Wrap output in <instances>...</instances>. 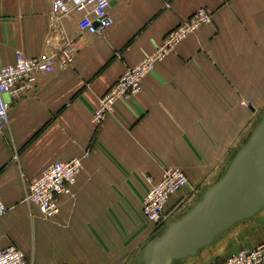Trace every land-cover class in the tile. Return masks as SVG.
Instances as JSON below:
<instances>
[{
  "label": "crops",
  "instance_id": "0c3cea01",
  "mask_svg": "<svg viewBox=\"0 0 264 264\" xmlns=\"http://www.w3.org/2000/svg\"><path fill=\"white\" fill-rule=\"evenodd\" d=\"M53 0H0V67L73 50V62L39 72L29 89L4 95L0 133V249L15 245L32 264H135L139 251L185 205L214 184L264 112V0H121L102 37L81 33L82 14L53 17ZM211 23L187 36L115 103L100 124V99L194 12ZM81 171L59 212L44 220L25 202L27 185L57 161ZM166 168L189 186L166 204L165 225L147 222L142 201ZM264 243V210L196 257L174 264H222Z\"/></svg>",
  "mask_w": 264,
  "mask_h": 264
},
{
  "label": "built area",
  "instance_id": "2783aa9c",
  "mask_svg": "<svg viewBox=\"0 0 264 264\" xmlns=\"http://www.w3.org/2000/svg\"><path fill=\"white\" fill-rule=\"evenodd\" d=\"M121 0H53L51 15L66 16L70 13L82 14L77 21L81 33L102 37L111 28L109 8ZM211 23V14L201 8L187 20L182 21L162 40L152 54L142 59L136 66L127 69L109 91L100 99L92 121L98 125L103 118L114 112L115 103L127 100L137 94L145 76L154 66L163 61L189 35L201 26ZM73 50L66 46L59 54H41L27 58L20 50L14 52V62L0 67V133L8 123V104L4 95L17 96L29 89L39 72L53 73L58 64L68 67L73 62ZM81 171V161L73 158L57 161L44 168L40 176L27 185L25 202L34 206L38 213L51 219L59 212V199L70 196ZM189 181L178 168H166L161 179L150 187L142 201V213L147 222L161 226L167 221L166 204L180 190L187 188ZM7 212L0 200V218ZM0 264H32L15 246L0 249ZM222 264H264V243L253 248L240 249L232 253Z\"/></svg>",
  "mask_w": 264,
  "mask_h": 264
},
{
  "label": "water",
  "instance_id": "95a60500",
  "mask_svg": "<svg viewBox=\"0 0 264 264\" xmlns=\"http://www.w3.org/2000/svg\"><path fill=\"white\" fill-rule=\"evenodd\" d=\"M264 210V112L219 179L185 214L139 251L135 264H174L196 257L237 224Z\"/></svg>",
  "mask_w": 264,
  "mask_h": 264
},
{
  "label": "rangeland",
  "instance_id": "374dc122",
  "mask_svg": "<svg viewBox=\"0 0 264 264\" xmlns=\"http://www.w3.org/2000/svg\"><path fill=\"white\" fill-rule=\"evenodd\" d=\"M255 125V124H254ZM254 127V126H253ZM252 127V128H253ZM252 131V129L250 130V132ZM249 135V134H248ZM248 135H247V137H248ZM247 137L244 139V140H246L247 139ZM244 143V142H243ZM229 163V162H228ZM154 184V183H153ZM153 184H151V187H152V185ZM149 189V188H148ZM196 202H192V204H188V205H185L177 214H175L172 218H170L169 220L170 221H174V220H176V219H178L179 217H181L183 214H185L190 208H192V206L195 204ZM41 216V215H40ZM42 217V216H41ZM44 220H52L53 218H51V219H47V218H44V217H42ZM146 219V218H145ZM165 225V224H164ZM161 226H163V225H161ZM161 226H158V227H161Z\"/></svg>",
  "mask_w": 264,
  "mask_h": 264
},
{
  "label": "trees",
  "instance_id": "16d2710c",
  "mask_svg": "<svg viewBox=\"0 0 264 264\" xmlns=\"http://www.w3.org/2000/svg\"><path fill=\"white\" fill-rule=\"evenodd\" d=\"M197 201H198V200H197ZM197 201H196V202H197Z\"/></svg>",
  "mask_w": 264,
  "mask_h": 264
}]
</instances>
